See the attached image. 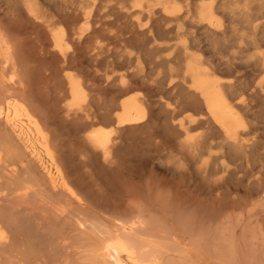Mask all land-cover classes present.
Segmentation results:
<instances>
[{"label": "rangeland", "instance_id": "374dc122", "mask_svg": "<svg viewBox=\"0 0 264 264\" xmlns=\"http://www.w3.org/2000/svg\"><path fill=\"white\" fill-rule=\"evenodd\" d=\"M104 3L106 5L107 0ZM13 4V0H0V21L5 26L1 25L10 34L6 31L11 43H7L8 46L14 48L10 49L14 64L1 63L6 67L4 70L0 64V103L6 94H15V98H20V102L31 108L34 117L46 129L51 153L61 165L62 176L73 195L51 188L41 165L29 154L27 156V150L22 149L23 144L15 139L16 135L13 133L15 136L11 137V129L2 125L5 109L0 106V132L3 130L0 133V225L1 231L4 230L3 238H0V264H113L100 256L99 247L114 236L123 238L138 251L139 264H144L143 260L145 264H264V200L253 196L254 188L250 187V184L255 187L253 182L260 174L264 178V75L250 65L239 68V74L244 75L251 87L247 101L258 128V147L230 158L227 171H216L222 162L218 161L213 164L215 169L206 172L205 156L200 160L190 147L181 145V138L180 143L176 138L171 139L175 130L169 126L165 100L161 102L158 97L159 106L153 107L152 118L148 111L152 121L144 125L145 128L127 127L112 134L111 144L115 143V148L105 161L101 151L85 139L87 131L83 133L86 123L82 112L75 108L68 113L66 106L70 99L60 100L57 88L64 85L62 60L48 43L49 32L15 11ZM100 10L97 13L104 15L98 17L96 13L100 23L111 22L113 15H107V8L102 6ZM262 11V8L258 13L254 11L255 16L261 15ZM119 18V23L126 20ZM119 23L103 26L105 30L99 33H103L102 40L105 32H121ZM260 36L256 43H264ZM235 38L234 32L219 39L198 33L196 43H218L214 51L228 55L226 43H239ZM131 43L137 45L145 40L138 37ZM95 46L94 43H74L71 47L73 58L85 61L71 59L72 63L83 62L88 67L92 60L94 67L98 61L94 69L102 71L109 63L107 61L117 63L127 55L120 45L111 42L110 46L97 50L96 56ZM20 51L21 55L24 52L23 56ZM101 62L106 64L100 65ZM220 76L229 77L226 73ZM2 81L4 85H1ZM138 90V95L146 94L143 88ZM187 114L177 115L175 123ZM104 118L96 120L95 127L110 128ZM7 139L13 151L18 153H13L10 145L7 149ZM218 151L220 148L213 152L218 154ZM41 154L49 163L45 151ZM256 173L259 175L255 176Z\"/></svg>", "mask_w": 264, "mask_h": 264}, {"label": "bare ground", "instance_id": "6f19581e", "mask_svg": "<svg viewBox=\"0 0 264 264\" xmlns=\"http://www.w3.org/2000/svg\"><path fill=\"white\" fill-rule=\"evenodd\" d=\"M13 1L15 11L24 14L35 25H40L41 28L43 26L49 32L48 43H50L53 53L62 60L61 73L63 75L59 74L63 78L64 85L60 84V88L56 87L59 95L61 94L60 97L57 93V97H60V100L63 99L64 102L67 101L66 99L68 101L70 99V102L66 103L67 106L65 105L68 113L75 111V108H77L76 111L82 112L78 115H83L85 119L86 124L83 130V133L87 131L85 139L94 148L101 151L105 161L109 160L113 147L115 148V143L111 144L112 134L127 127V129L141 127L143 129L144 125L150 120L152 121L150 118H152L151 113L154 112L153 107L159 103L160 99L161 102L165 100L166 114L170 116L171 122L169 126L175 130L174 138H170L174 140L181 138V145L190 147L191 150L188 149L199 159L205 156L203 164L206 172H211L212 168L215 169L213 164L218 161L222 162L216 171H227L229 162L231 163L230 158L246 154L258 147V145L256 146L258 128L253 121V112L247 101L249 98L247 93L251 87L246 83L244 75L239 74V68L250 65L260 75H264V43H256L260 35L264 39V12L262 11L263 14L261 12V15L258 14V16H255L254 13V11L258 13L261 8L264 9V0L262 3H259L261 0H116V2L107 0L106 5L105 0ZM242 2H245L243 6ZM102 6L107 8V15L109 13L111 16L113 15L111 22L107 21L105 25L100 23V18L97 19L96 15ZM97 14L98 17L103 15L101 12ZM119 17L126 20L119 23L121 21ZM103 22L106 23L104 20ZM1 23L5 26L0 21V58L2 56L0 64L9 66L13 63L10 56V49L13 46L11 48L10 45L8 46L10 37L7 38V30L2 28ZM118 23L121 25L122 31L114 33L111 27L112 32L108 33V31V34L105 32V37L103 35L104 39L102 40L101 34L103 33H99L105 30L103 26L109 24L108 27H110V24ZM113 27L115 28V26ZM232 32L235 33V41H239V43H226L228 55L217 54L214 51L218 43H196L198 33L219 39L227 37ZM138 37H143L145 43H137V45L131 43ZM105 42L108 46L111 45V42L117 43L128 56L125 54L126 57L117 63L115 60L107 61L106 59L105 61L109 63L104 68L102 67V71L94 69V67L97 68L98 61L94 63H97L94 67L92 60L90 66L85 67L83 58V62L72 63L73 60L75 62L80 59L73 58L74 54L71 53L74 43L76 45L77 43L78 45L79 43L96 44L95 55L97 56V53L99 54L97 50L100 51L107 46H105ZM80 45L84 46V44ZM79 50L81 52L80 48ZM23 54L21 55L20 51V55L23 56ZM164 54L166 55L164 56ZM120 58L122 57L120 56ZM237 60L241 62L238 65L235 62ZM101 64H106V62H101ZM3 67L5 66H2L4 70ZM223 73L228 74L229 77H221L220 75ZM54 77L56 76L54 75ZM3 82L1 85H4ZM141 88L146 91V94L138 95L136 91ZM256 90L258 91V88ZM13 95L6 94L0 103L1 109H5L2 125L11 129V137L16 135L15 139L18 138V141L24 145V147L21 145L22 149L27 150V156L29 154L30 158L32 157L41 165L51 188H59L61 192L71 195V188L62 176L61 165L57 163L49 148L51 143L49 145L47 143L46 129L34 117L35 114L30 110L31 108L25 106L23 101L20 102V98L19 100L15 98V94ZM180 113L188 114L183 119H177L178 123H175V118ZM148 114L151 115L150 118H148ZM102 117H106L104 122L107 120L110 128L95 127V121L98 122V119ZM151 123L153 124V122ZM159 127L161 126L159 125ZM163 127L165 126L163 125ZM158 129L160 130V128ZM2 131L0 133H3ZM80 133L82 132L79 131L81 137ZM48 134L50 135V132ZM8 142L7 139L6 147L10 145L12 149ZM15 146L14 144V148ZM216 148H220L218 154L213 152ZM54 149L56 148L54 147ZM42 150L49 158V163L44 161ZM12 152H17V150L13 151L12 149ZM90 161L92 160L90 159ZM256 175L259 174L256 173ZM253 183L256 184L255 187L250 184V187L256 188L255 192L250 188L253 190V196L257 195V198L261 197L264 200L263 176L260 174ZM3 233L4 230L1 231L0 225V238H3ZM129 244L123 238L114 236L99 247V254L105 261L113 264H139L137 250ZM143 263L145 264L144 260ZM149 263L158 264V262Z\"/></svg>", "mask_w": 264, "mask_h": 264}]
</instances>
